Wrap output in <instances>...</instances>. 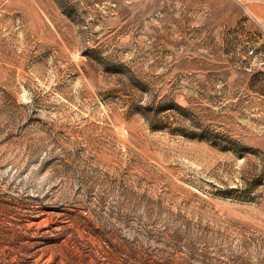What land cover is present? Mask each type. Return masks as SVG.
Segmentation results:
<instances>
[{"label":"rangeland","instance_id":"rangeland-1","mask_svg":"<svg viewBox=\"0 0 264 264\" xmlns=\"http://www.w3.org/2000/svg\"><path fill=\"white\" fill-rule=\"evenodd\" d=\"M0 264H264V0H0Z\"/></svg>","mask_w":264,"mask_h":264}]
</instances>
